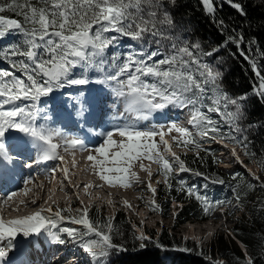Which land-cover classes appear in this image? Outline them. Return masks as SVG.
Instances as JSON below:
<instances>
[{"label": "snow or ice", "instance_id": "obj_1", "mask_svg": "<svg viewBox=\"0 0 264 264\" xmlns=\"http://www.w3.org/2000/svg\"><path fill=\"white\" fill-rule=\"evenodd\" d=\"M220 2L228 3L239 15L247 16L239 0ZM215 3L216 0H202L206 14L212 15L213 20ZM175 7L176 0H0V41L10 31L21 36L19 43L0 44V62L8 65L0 70V192L5 185L14 183L24 168L30 170L49 160L62 161L58 148L89 150L90 141L95 137H101L102 142L89 150L87 159H96L93 153L103 157L100 165L105 174L98 172L97 175L109 184L129 187L142 183L135 172L129 173V167L143 158L159 165L169 189L173 172H190L211 183L225 184L223 179L211 178L187 167L175 153H170L172 159L163 154L170 152L165 135L173 131L181 135L185 147L189 144L195 149L201 147L191 138L192 133L187 128L170 119L173 110H188L187 123L196 129L201 139L224 143L225 148L228 143L233 144L231 157L237 164H243L237 147L251 157L247 151V136L240 135L245 129L238 123L244 118L243 102L247 96L233 98L226 93L221 84L223 74L207 62L224 49L233 55L230 46L235 47L255 72L259 85L253 94L264 102V75H261L258 62L242 47L245 43L243 31H230L221 18L217 23L224 39L210 50L205 51L199 43L178 42L166 35V29L176 27L170 10ZM5 13L22 19L8 18ZM124 38L129 42L124 43ZM165 40H172L171 45H166ZM253 43L248 41L249 48ZM261 55L264 58V54ZM93 84L99 87H89ZM120 105H123L122 110ZM230 106L235 111H229ZM205 108L207 112L202 111ZM110 109L113 110L110 121L115 122L112 129L97 131L104 126ZM214 112L229 125V132H221L219 120L209 115ZM61 119L73 128L79 126V131H87L83 137L68 139L62 130L50 126L54 120ZM115 135L120 137L119 141L114 140ZM157 136L163 153L153 139ZM57 138L61 141L59 144L53 142ZM172 139L180 145V140ZM109 148L113 149L110 160ZM109 164L111 167H103ZM140 167L144 168L143 163ZM58 170L56 166L45 172ZM261 170L264 171V165ZM109 172L129 175H118L113 180L106 174ZM148 174L151 177L150 170ZM248 175L260 180L250 169ZM64 179H68L66 170ZM31 182L29 176L23 179L25 188L0 194V207L19 194L27 195L30 191L27 185ZM177 184L179 191L196 195L184 180H178ZM259 186L264 188V181H260ZM84 187L87 192L90 186ZM147 188L153 194L152 206L158 208L155 205L157 190L151 183ZM232 191L239 205L241 196L236 188ZM196 198L202 202L205 215L231 203L211 202L199 195ZM24 203L22 200L21 204ZM67 211L70 209L53 212L48 207L11 219H3L0 212V264H10L7 258L13 250L22 251L23 244H39L41 237L52 244H71L82 250L89 256V264H108L113 250H125L123 245L113 243L110 221L93 223L88 219L87 208L77 209V213H83L78 217L62 215ZM65 220L83 225L84 230L58 227ZM115 235H120L118 230ZM134 238L149 239L144 233ZM139 247L143 249L145 244L140 243ZM177 250L188 251L187 248ZM237 259L238 264H254L250 256L244 261ZM213 264L222 262L213 261Z\"/></svg>", "mask_w": 264, "mask_h": 264}, {"label": "trees", "instance_id": "obj_2", "mask_svg": "<svg viewBox=\"0 0 264 264\" xmlns=\"http://www.w3.org/2000/svg\"><path fill=\"white\" fill-rule=\"evenodd\" d=\"M239 2L244 5L247 16L239 15L228 3L221 4L220 0H216L213 5L215 9V20H213L212 15L206 14L202 0H176V7L170 8L173 18L177 22L176 27L174 30L166 29V35H170L178 42L199 43L207 51L224 39L217 23L222 18L230 31L237 33L243 31L245 43L242 47L246 54L258 62L261 75H264V58L261 55L264 54V0H239ZM4 15L8 18L22 19V17H15L12 13ZM20 40L21 36L10 31L0 41V44L10 46L13 43H19ZM249 40L254 41L251 48L248 45ZM128 42L129 39L124 38V43ZM163 42L170 46L172 40ZM230 48L233 55L230 56L229 50L224 49L207 62L223 74L221 84L226 93L233 98L241 95L247 96V100L243 102L244 118L238 123L245 129V132L240 135L241 137L247 136V151L252 154L250 157L243 151L245 163H253L257 166L260 180L248 177L239 165H235L233 169L222 170L218 166L217 149L201 146L200 149H197V154L189 152L181 156L182 160L187 167L202 172L208 177L223 179L225 184H214L202 177L194 176L192 173H189L188 177L186 174L177 177L172 173L170 177L172 188L169 189L165 183L161 185L157 202L163 209L168 208L171 200L182 202V207L176 213V222L183 223L187 220L212 219L216 214L215 211L219 209L205 215L202 202L196 198V195L206 197L211 202L231 201L230 204L225 203L223 207L227 210L231 209L229 212L232 214L233 211H241L243 217L246 218L245 220L234 218L230 228L233 238L243 244L246 256H250L254 264H264V188L259 186L260 181H264V171L261 170L264 165V102L260 100L259 96L253 94L254 90L258 88L259 80L251 65L239 55L235 47L230 46ZM6 68H8L7 63L0 62V70ZM202 111L207 112V109ZM229 111H235L234 107L230 106ZM209 115L213 120H219L221 132L230 131L229 125L220 118L218 113H209ZM191 138L194 139L193 136ZM204 141L212 142L207 139ZM187 148L193 149L190 145ZM209 149L210 151H207ZM181 179L185 182L190 179L189 182H186V186L193 188L196 195L189 196L186 191L178 190L177 181ZM206 184L207 187H205ZM229 185L239 192L241 196L239 205L233 198L234 193ZM151 209L154 210L153 212H157L155 208L151 207ZM124 215V212L117 211L110 222L113 225V243L123 245L125 250L120 252L113 250L108 258V264H213L215 256L222 259V264H238L237 258L240 261L246 259L236 241L232 237L222 239V235L214 238V242L208 247L205 246L198 250L193 245H189L187 241L181 245V242L176 239L175 233L168 235L166 231L158 235L154 241L153 233L150 234L148 240H137L134 238L137 235L132 229L130 220ZM89 218L93 223L96 221L101 224L109 222V219L96 213L95 210L89 212ZM117 230L120 235H115ZM91 235L92 238H95L94 234ZM140 243L145 244L143 249L139 247ZM180 248H187L188 251L186 253L177 252V249ZM208 254L211 260H208Z\"/></svg>", "mask_w": 264, "mask_h": 264}, {"label": "rangeland", "instance_id": "obj_3", "mask_svg": "<svg viewBox=\"0 0 264 264\" xmlns=\"http://www.w3.org/2000/svg\"><path fill=\"white\" fill-rule=\"evenodd\" d=\"M97 86L99 87V85ZM180 112L179 110H173V112L170 114V118L175 117L179 119V114L185 116L184 118H186V113L184 110H180ZM63 121V119L58 121L54 120L50 126L60 129L59 126H61ZM68 130L75 132L77 128L69 126ZM172 137H176L177 140H181V135L175 131L166 133L165 139L168 140L170 144L169 153H163V145L159 144V136L153 138L154 141L158 143L159 150L166 156V158L169 159H172L170 153H175L176 156L179 157L181 153L187 152L185 148L177 146V141L173 140ZM114 140L119 141L120 137L115 135ZM53 142L59 144L57 140H54ZM101 142L102 140H100L89 150L94 147H98L99 143ZM216 147H218V154L220 157H222L221 160H223L222 164L220 165L222 169H230V166L237 164L235 159L231 157V150L235 146L231 147V145L228 144L227 148H225L224 143H218L216 144ZM89 150L82 151L80 149H69L68 151H65L63 147L58 148L57 152L60 156L62 155L61 157H63V160H50L45 167L50 169L59 166V170L54 174L50 173L49 176L41 177L40 179L34 177L32 182L27 186V188L30 189L28 193L30 192L29 194L31 195V200L34 199L35 204L23 206V204L17 203L16 206H13V204H9L12 202H9L8 204H5V206H7L6 208H4V205H2L3 208H0L7 209L3 215V219L30 215L41 208L47 209L50 205L52 206L53 212L57 209H70V211L65 212V215L73 217L83 215L82 212L77 213L76 211L77 209L83 208H87L89 210L88 212L95 210L96 213L102 214L103 217L109 220L113 218L112 216H114L117 211H122L125 214L124 216L130 220L132 229L135 230L137 236H139L141 233H144L150 239V234L153 233L154 241L157 239L158 235L164 231H166L168 235L175 233V237L181 242V245L183 242L187 241L189 245H193L197 250L200 248L202 249L205 246L208 247L212 242H214V238H216L218 235H222V239L232 237L229 232L234 218L236 220L246 219L243 217L241 211H233L232 214L229 212L231 209H221L218 212L219 214L216 215L211 221L199 222L196 220H191L185 221L183 223H177L175 220V213H177L179 210L181 203L171 201L168 208L163 209L159 202H157L158 187L160 181H163V179L161 176L157 175V172L149 177L148 170L153 173V169L156 166V163L153 160L143 158L142 160L134 161L129 167V173L135 172L142 183H134L129 187H124L119 183L109 184L107 181H103L99 178V175H97L98 172H100V174H105L101 172L100 165V160H102L103 157L93 153V155L96 156V159L88 160L87 158H84V154L89 155ZM112 150V148L108 149L107 154L109 156V160L111 159L110 153ZM236 152L239 156V159L243 162V164L238 165L244 166L246 173L250 169L252 173H255L256 176H258V169L256 166L253 163L246 164L244 162L243 151L240 148H236ZM34 156H36L35 152H33V157ZM229 161H231V163H229ZM141 163L144 165L143 169L140 167ZM103 167H111V164L104 165ZM65 170L67 172L68 179H64ZM129 173L121 174L109 172L106 174L110 179L114 180L118 175L128 176ZM77 183L80 185H75ZM148 183H151L152 186L157 190L155 194V205H158V208L152 206L153 194L147 188ZM59 185L65 186V188L67 187L66 192L59 189ZM85 185L90 186L87 189V192L85 191ZM55 186L58 189H54ZM23 188H25V185L22 187L20 185L19 189ZM20 196L24 195L20 194ZM59 198L62 199V201H57ZM14 200L15 199H13V201ZM70 202H72L71 206L69 205ZM148 205H151L158 212H153L154 210L150 209ZM17 208L18 210L16 211L12 210ZM64 222L67 223L66 221L61 223ZM67 225H69L70 228L74 227L79 230H84L83 225L73 223H69ZM208 228H211V230ZM61 236L63 238H67L66 234L63 233H61ZM71 246V244H52L50 241H46L43 239V237H41V243L36 244L33 242L32 245L23 244L22 251L13 250L7 259L10 261V264H20V261H23L24 264H55L59 262L63 264L71 261V264L74 260L67 261L66 258H64L57 262V259L55 258L60 256L59 254L61 251L65 249L67 250L71 248ZM36 253L40 258L35 259ZM182 253H186V251H182ZM209 256L210 255L208 254L207 258L208 260H211ZM214 259V261H222V259H219L216 256Z\"/></svg>", "mask_w": 264, "mask_h": 264}, {"label": "bare ground", "instance_id": "obj_4", "mask_svg": "<svg viewBox=\"0 0 264 264\" xmlns=\"http://www.w3.org/2000/svg\"><path fill=\"white\" fill-rule=\"evenodd\" d=\"M232 147V146H231ZM62 156V155H61ZM54 174V173H53ZM78 174H80V173H78ZM33 179V178H32ZM40 179V178H39ZM79 183H77V184H75V185H78ZM80 185V184H79ZM16 189H19V188H16ZM15 189V190H16ZM54 189H58L56 186L54 187ZM32 192V191H31ZM30 193V192H29ZM29 193H27V195L25 196H20V194L19 195H17V197L15 198V201H14V204L13 203H9V204H13V206L15 205H17V203L18 204H21V201L23 200L25 203L23 204V206L25 205V204H27V205H29V204H31L32 205V201L34 200H31V195L29 194ZM22 195V194H21ZM37 201V200H36ZM37 203V202H36ZM4 206H5V204H3ZM7 206H5L4 208H6ZM21 207V206H20ZM3 208V207H2ZM2 208H0V212H2V217L4 218V214H5V212H6V210L7 209H2ZM10 209V208H9ZM4 210V211H3ZM15 218V217H14ZM6 219H11V218H6ZM209 230H211V228H208ZM54 250V249H53ZM58 252V251H57ZM38 258H40V257H38V254L36 253V258L35 259H38ZM37 261V260H36ZM39 261V260H38ZM68 261H69V259H68ZM73 261V260H72ZM64 262V261H63ZM71 262V261H70ZM70 262H67V263H63V264H70ZM61 262H59V263H55V264H60ZM35 264V263H34ZM72 264V263H71Z\"/></svg>", "mask_w": 264, "mask_h": 264}, {"label": "water", "instance_id": "obj_5", "mask_svg": "<svg viewBox=\"0 0 264 264\" xmlns=\"http://www.w3.org/2000/svg\"><path fill=\"white\" fill-rule=\"evenodd\" d=\"M237 243H238V242H237ZM238 244H239V247H240L241 251H243V250L245 251V248H244V246H243V248L240 246V244H242V243H241V242H239ZM242 245H243V244H242ZM244 251H243V252H244ZM245 253H246V252H245Z\"/></svg>", "mask_w": 264, "mask_h": 264}]
</instances>
